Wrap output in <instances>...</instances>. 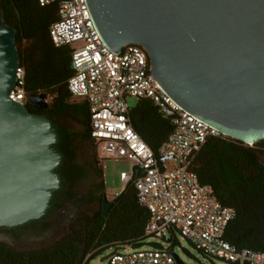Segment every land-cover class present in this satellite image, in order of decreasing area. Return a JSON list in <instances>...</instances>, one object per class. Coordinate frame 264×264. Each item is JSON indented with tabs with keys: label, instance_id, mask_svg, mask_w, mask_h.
Masks as SVG:
<instances>
[{
	"label": "water",
	"instance_id": "obj_1",
	"mask_svg": "<svg viewBox=\"0 0 264 264\" xmlns=\"http://www.w3.org/2000/svg\"><path fill=\"white\" fill-rule=\"evenodd\" d=\"M86 1L106 44L142 46L151 73L184 109L224 135L264 140V0ZM16 32L0 7V226L39 227L30 222L47 215L62 188L63 155L54 121L12 99ZM29 99L50 106L45 92Z\"/></svg>",
	"mask_w": 264,
	"mask_h": 264
},
{
	"label": "trees",
	"instance_id": "obj_2",
	"mask_svg": "<svg viewBox=\"0 0 264 264\" xmlns=\"http://www.w3.org/2000/svg\"><path fill=\"white\" fill-rule=\"evenodd\" d=\"M0 7L5 22L17 29L16 43L20 66L25 69L27 95L45 92L50 102L45 110L35 108L30 99L27 105L32 112L50 117L60 133L56 147L63 155L59 171L64 181L55 199L60 200L66 194L63 202L73 200L72 185L85 183L93 173L95 179L92 183L89 180L92 188L88 201L100 205L99 209L74 218L68 232L48 248L23 251L0 242V264H90L108 249L117 251L128 245L134 248L160 246L147 241L150 237L145 234V227L149 212L139 203L133 179L114 196L109 209H103V200L96 193L99 190L107 193L103 159L91 134L89 104L86 99L75 98L68 88V80L74 72L71 67L73 48L70 44L57 46L50 37V27L58 19V5L42 6L38 0H0ZM130 119L155 153L174 130L172 119L164 116L149 99L136 100L130 109ZM68 123L78 124L81 131L71 130ZM262 152L264 140L250 145L223 134L211 136L193 169L201 182L213 186L223 204L235 210L234 218L225 229V239L239 248L264 252ZM176 233L172 229L165 238L172 247L178 244Z\"/></svg>",
	"mask_w": 264,
	"mask_h": 264
},
{
	"label": "built area",
	"instance_id": "obj_3",
	"mask_svg": "<svg viewBox=\"0 0 264 264\" xmlns=\"http://www.w3.org/2000/svg\"><path fill=\"white\" fill-rule=\"evenodd\" d=\"M38 1L42 6L58 5V19L50 27V37L57 46L70 44L73 48L74 72L68 88L75 98L86 99L89 104L92 137L109 157H126L133 162L132 172L122 171L120 177L125 184L134 180L139 203L149 212L145 234L166 241L174 229L191 245L217 259L232 264H264V252L239 248L225 239L235 210L223 204L213 186L201 182L193 169L207 139L222 133L192 115L162 88L151 73L142 46L127 44L121 52L112 50L98 31L86 0ZM128 98L153 101L174 122V130L158 153L133 127ZM12 99L24 105L29 101L25 69L20 65ZM108 264L181 263L172 246L161 244L140 248L128 245L111 251Z\"/></svg>",
	"mask_w": 264,
	"mask_h": 264
},
{
	"label": "rangeland",
	"instance_id": "obj_4",
	"mask_svg": "<svg viewBox=\"0 0 264 264\" xmlns=\"http://www.w3.org/2000/svg\"><path fill=\"white\" fill-rule=\"evenodd\" d=\"M136 100L128 98L129 105L133 106ZM71 130L81 131V127L76 123H68ZM98 154L103 159L104 181L106 186V198L113 199L125 187V182L122 181L120 174L122 171L132 172L133 162L126 157H109L105 150L99 145ZM260 160L264 163V152L260 153ZM72 188L76 193V198L65 204L62 209L50 212L45 219L48 227L43 226V223L37 226L18 225L15 227L0 228V242L9 245L12 248L32 251L45 249L50 247L56 240L65 235L72 223V220L78 217L83 212H93L100 208L98 203H85L81 191L83 185L73 184ZM178 244L173 246V251L187 264H232L217 258H210L199 252L186 239L176 233ZM148 242H156L166 246H172L170 242L157 238H148ZM151 245H145L150 247ZM111 250H106L90 264H108V256Z\"/></svg>",
	"mask_w": 264,
	"mask_h": 264
},
{
	"label": "flooded vegetation",
	"instance_id": "obj_5",
	"mask_svg": "<svg viewBox=\"0 0 264 264\" xmlns=\"http://www.w3.org/2000/svg\"><path fill=\"white\" fill-rule=\"evenodd\" d=\"M60 170V169H59ZM63 177V176H62ZM94 179H95V175L92 173L91 174V176H90V178H89V180H90V182L92 183V181H94ZM89 180H87V181H85V183H82L81 185H83V191H81V195H82V197H83V200L84 201H87V202H85V203H87V204H89V203H91V202H89L88 201V198H89V195H90V189L92 188V186L90 187V182H89ZM63 181H64V178H63ZM63 189V185H62V188L60 189V190H62ZM59 190V191H60ZM97 193V195L102 199V200H104V198L106 197V194H104V192L102 191V190H99L98 192H96ZM65 196H66V194H65ZM65 196L63 197L62 196V198L60 199V200H56L55 199V197L53 198V200H52V203H51V206H50V208H49V210H48V213H47V215L50 213V212H52V211H58L59 209H62L64 206H65V204L66 203H68V202H71V201H73L75 198H76V193H75V195H74V199L72 200V199H66L64 202H63V200L65 199ZM109 202H110V204H108V205H106V208L107 209H109V208H111L112 207V200H114V199H107ZM61 203H63L62 205H61ZM60 205V206H59ZM103 207V206H102ZM46 215V216H47ZM45 216V217H46ZM45 217H43V218H41V219H38V220H35V221H32V222H30V223H34V222H39V221H41L42 223H43V226H45V227H48V223L45 221ZM0 228H5V226H0Z\"/></svg>",
	"mask_w": 264,
	"mask_h": 264
}]
</instances>
